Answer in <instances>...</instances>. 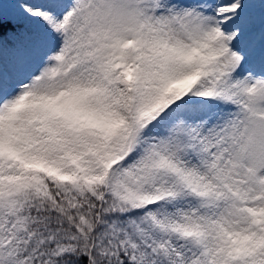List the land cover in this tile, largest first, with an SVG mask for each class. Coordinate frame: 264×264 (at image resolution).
<instances>
[{"label": "snow or ice", "instance_id": "snow-or-ice-1", "mask_svg": "<svg viewBox=\"0 0 264 264\" xmlns=\"http://www.w3.org/2000/svg\"><path fill=\"white\" fill-rule=\"evenodd\" d=\"M0 264H264V0H0Z\"/></svg>", "mask_w": 264, "mask_h": 264}]
</instances>
